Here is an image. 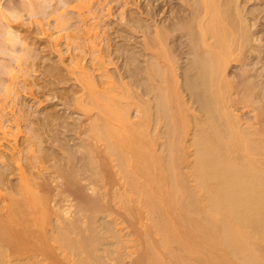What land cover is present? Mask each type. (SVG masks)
<instances>
[{"label":"bare ground","instance_id":"6f19581e","mask_svg":"<svg viewBox=\"0 0 264 264\" xmlns=\"http://www.w3.org/2000/svg\"><path fill=\"white\" fill-rule=\"evenodd\" d=\"M155 1L142 45L152 54L139 75L125 71L130 81L107 72L93 27L81 31L84 43L70 17L57 23L59 11L47 35L75 51L66 74L87 116L62 153L43 150L35 126L17 141L19 120L4 102L20 79L9 82L12 97L0 99V146L14 141L0 150V264H264V82L228 72L259 50L252 10L245 15L238 0ZM90 7L71 5L80 21ZM246 107L254 115L244 123Z\"/></svg>","mask_w":264,"mask_h":264},{"label":"rangeland","instance_id":"374dc122","mask_svg":"<svg viewBox=\"0 0 264 264\" xmlns=\"http://www.w3.org/2000/svg\"><path fill=\"white\" fill-rule=\"evenodd\" d=\"M76 1L78 2L79 0H71L69 3V7L67 9H64V10L60 9V11L63 10L64 13L66 14L65 15L63 13L64 16H68L66 18L70 17L69 18L70 23H71L70 25H72V27L76 29V30L73 29L72 32L76 34L78 33V36H80L85 31L84 30L85 27L87 26H88L87 28L93 27V29L91 30L92 32H91L90 38L92 37L91 38L92 43L93 42L95 44L97 43L96 44L97 47H100V49H103V51H101V55L104 57L102 60H104V67L107 70V72L115 76L119 73L118 75H121V78L123 77L124 81H127V78L129 80V77H126V75H128L129 72L127 73L125 72L128 70V68H130L129 70H132L130 71L132 73H134L135 70L137 69V71L139 72L137 73L136 71L135 74L139 75L140 71L143 69L145 65L146 59L150 57L149 56L150 54H152V49L149 50L148 48L147 50L151 51L149 52L147 50H144L146 48H144V46L142 45L144 44V39H146L147 36L150 37V35H152V5L155 4L156 1L154 0L153 2L152 0H115V1L114 0L112 1L111 0H91L92 7H90L89 11L84 8L83 10H81L82 11L81 14L83 13L81 16H84L82 17L83 19L81 21H80V17L77 18V14H76L77 10H75L77 9V7L75 9H71V5L77 4ZM166 1H169L171 3L170 6H177V4H179L181 0H166ZM238 1L240 2L239 3L240 7L242 9L244 8L245 11L243 10V13H245V15L247 14L248 10H252L253 13L251 11H248V13H251L252 15L253 14L254 15L252 16L249 14L248 16L247 14V17L249 18L250 23L254 22L253 23L254 27L252 26L251 29L253 31V34L258 35L257 37L260 39L259 41L260 43L252 42L251 44L253 46V49H257V48L259 49V50L257 49L258 50L257 54H255L256 52L255 53L253 52L254 54L249 53L250 56L249 55L245 56V58L243 59L244 62L241 64H239L240 62L239 63L233 62L232 63L233 65L231 64L230 66L231 68L230 67H229L230 69L228 68V72H229V75L231 74L234 81L235 80L237 81L238 79L240 80V78L242 77L241 75L244 74L242 71L245 72V70L247 69L249 70V73H251L250 75L254 76V79L256 78L258 82L260 81L264 82V11H263L264 10V0H241V1L238 0ZM106 3L108 5H106ZM182 3H184V0L180 2V4ZM166 7L167 6L162 5L161 9L165 10ZM91 10L94 12L92 13ZM129 15L138 19V23H140V27L135 28L129 25L131 24L127 21ZM56 17L57 16L50 17L47 21H40L43 27L42 31L37 25L38 23H36L37 26L34 28L31 25H29L28 27L23 29L26 35V39L30 42V44L32 43V45L36 49V54L39 56V60L35 64L34 68L31 70V74L28 78H23V77H22L23 79L19 78L20 84L18 82L15 84L17 85L15 88L17 97H15V99L13 98L14 100H12V102L10 100L8 101L9 103L4 102V103H7L4 109V112L5 113L7 112L6 117L12 119V121H13V118L14 119L18 118L17 120H19L16 122H19L18 127H20L19 129L21 130L22 134L20 133L19 134L20 136L19 135L17 136L18 138L17 141L19 140V137H20L19 141H21V138H23L22 136H25V132H28L29 128H33L35 126L39 128V132L42 133L41 134L42 136H40L41 139H43L41 140L42 145L40 143V146L44 147V148L42 147V149L45 150L46 152L48 149H49V152L55 150L54 152L58 154V152L62 153L61 147L62 148L66 147L69 144L73 146V143L74 145H75V142L78 143V140H80L79 139L80 135L78 133L75 134L74 132L76 130H79L78 128H80L82 124L86 122V121L84 122V120L86 119L87 116L83 113L81 109H79L78 107H75L74 103H72L73 101V99L71 100L72 95H73L72 93L74 92V90H76L75 88H77L79 84L78 82H74V80L71 81L66 74L67 69L65 68V65L67 66L69 64L67 60L69 61L70 58H72V54L73 52L75 53V51H72L73 50L72 46L65 44V41H66L65 39H62V42L64 43L59 41L60 45L58 43L55 46L54 43L56 42H54L55 39L54 37H52L53 35L49 36L51 33L54 34L53 33L55 31L54 23H55ZM159 18L160 16H158L157 20ZM77 30L78 32H76ZM63 32L69 33L70 29L69 30L67 29L66 31H63ZM93 32L97 33V36L93 35ZM48 33L49 35H47ZM80 37H81V40L85 38L83 35H81ZM86 40L87 39L85 38L83 42L86 43ZM106 44L109 47H105ZM58 45H59L58 49H60L59 51H57L56 49ZM107 48H109L110 51ZM115 48L117 49L115 50ZM54 50H56L59 53H57ZM104 50L107 52H104ZM142 51H145V52H142ZM76 53L78 54V52ZM144 53L147 55L149 54L148 55L149 57H147V55H145ZM81 55H83L82 64H86V65L90 64L89 62H86L91 57L90 53L86 54V52H83L79 54V56ZM131 56H133L134 58H132ZM131 58L134 61H132ZM54 61L55 63H58L60 65V67H58L59 65L56 64L58 65L57 67L59 69L62 68L60 70L62 71L60 72V74H62L61 76L58 74L57 77H54V75L52 76L51 72H49V69H50L49 67L52 66V63H54ZM59 62H61V64ZM54 65L55 64H53V66ZM134 66L136 67L138 66V67L136 68ZM139 66H141L142 68ZM141 74L140 76H142ZM74 96L75 95H73V98ZM0 99H1V96H0ZM1 102L3 101L1 100L0 104ZM246 108L245 109L241 108L243 111L241 109L239 110L240 116L242 114L241 119L242 120L244 119L242 122L244 123H246L245 121L250 122L253 119L251 116L254 115V112L252 111H250L249 113L250 108L249 109L248 108L246 109ZM59 114L62 115L63 117L60 116ZM49 115H53V116L55 115L56 117L59 116L57 118H61V120L57 118L49 119L51 118V117L47 118V116ZM13 116H15L16 118ZM133 116H134V113H133ZM62 118H65V119H62ZM48 119L51 121L53 120H56V121H53L50 123L48 122L49 121ZM44 121H45V124L48 125V127L50 126L49 129L45 124H44L45 127L43 126ZM16 122H14L13 124H15ZM37 124L38 125L41 124L42 126L39 125L41 128ZM11 131H14V130H11ZM6 142L7 141L2 142V145L0 146V150L5 153H8L9 149L7 146H10L9 144L11 142L10 143L7 142V144ZM13 142L14 141H12V143ZM58 149H60L61 151ZM49 162L51 161L49 160ZM47 163H45V165ZM36 170L35 168L31 169V171H34V172ZM10 176H9L10 180L13 179L15 181L16 176L14 174ZM130 228L128 227L126 228V230L127 231L129 230L130 232L135 230L133 229V227H132L133 230L132 229L130 230ZM133 233H135V231ZM132 257H134V255H132L131 258ZM131 258H126L125 261L127 260L126 262H128L130 261Z\"/></svg>","mask_w":264,"mask_h":264},{"label":"clouds","instance_id":"9594fccd","mask_svg":"<svg viewBox=\"0 0 264 264\" xmlns=\"http://www.w3.org/2000/svg\"><path fill=\"white\" fill-rule=\"evenodd\" d=\"M69 0H0V96L5 92L9 98L14 88L9 82L21 76L28 78L39 60L36 49L26 39L23 29L37 21H47L67 9ZM57 23H69L66 16Z\"/></svg>","mask_w":264,"mask_h":264}]
</instances>
